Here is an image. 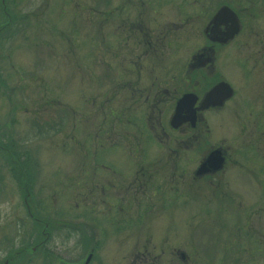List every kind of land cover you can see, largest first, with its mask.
Here are the masks:
<instances>
[{
  "label": "rangeland",
  "instance_id": "1",
  "mask_svg": "<svg viewBox=\"0 0 264 264\" xmlns=\"http://www.w3.org/2000/svg\"><path fill=\"white\" fill-rule=\"evenodd\" d=\"M109 1V5L117 2ZM252 2L257 5L259 0ZM245 3L241 4L247 5ZM254 3H251V7ZM100 4H103V0H0V142L11 141L13 149L25 151L30 182V195L27 196L29 211L26 212L13 185L7 186L11 180L4 174L7 183L5 191L0 190V262L8 255L7 249L3 247L11 245L10 236L19 245L20 236L26 235L27 260L22 264H46L39 250L32 248L38 236L35 213L41 212L35 200L40 197L43 199L44 210L41 213L49 214L59 222L51 230L55 231L50 234L54 239L46 242L48 250L54 248L53 252L63 258L64 264H86L92 239L98 246L88 264H135L133 253L136 251V237L133 234L140 235L138 230L143 235H147L145 231L150 230L152 237L141 236L139 244L142 245L144 241L148 244L150 241L146 245L152 255H161L159 264H185L179 251L187 256L188 264H243L246 261L264 264V182L259 184L264 181V163L256 157L250 161L244 159L252 154L264 156V144L256 140L259 128H263L262 124L259 126L263 118L259 122L257 118L250 122L254 113L259 111V106L250 103L253 106L250 107V113L244 103V99H251L257 91V83L249 82V88L240 74L243 69L249 68V63L245 64L243 61L249 51L242 49L243 46L240 51H235L232 66L226 56L229 47H224L214 66L222 78L236 89L237 95L234 96L236 104L233 114L230 110L231 102L218 111L217 127H211L213 136L211 135L210 142L217 141L225 147L235 162H228L221 172L213 176L207 174L201 179L190 180V172L199 157L196 156L197 151L188 154L184 152V157L177 158L178 167L175 169L176 177L181 170L184 171L183 183L177 189L174 187L175 190L161 187L163 181L167 180V170L152 169L149 181L161 186H157L156 191L154 186L139 189V206L136 207L130 204L131 191L128 190L127 194V188L107 185L101 190L99 184L104 182V176H112L111 173L106 174L107 170L101 167L109 159L114 162L110 163L111 167L123 166L120 175L124 181V178L132 174L125 162L130 161L127 157L126 160L122 158L116 161L118 136L112 134L111 139H103L99 129L101 113L97 105L104 87L98 79L102 69L98 55H101V48L103 54H107L110 69H113L116 67L115 60L111 57L114 47L99 46L95 39L98 35L91 32L88 36L89 32L82 23L86 19L83 14L84 5L99 9ZM151 5L155 7L154 13H150L153 24H161L172 16L170 13L180 12V7L169 9L170 6L163 0H152ZM197 10L201 17L211 12L212 0H204ZM123 13H127L126 9ZM88 17L90 28H93L99 23L101 14L94 13ZM253 18L254 22L262 23L263 16L258 9L249 20L252 21ZM108 19V23L113 26L114 14ZM71 22L74 23L73 34L70 28L68 32L75 44L74 70L68 68V54L65 52L68 37L65 34L66 27ZM115 37L118 38L117 35L108 36L111 44L115 42ZM192 48L193 42L189 41L179 47L169 46L165 61L163 59V62H156V70L178 71L183 58ZM181 54L185 56L182 57ZM84 57L90 58L84 60ZM257 70H260L259 63L250 69L252 74ZM54 99H57L58 104ZM67 105L74 108L73 129L68 124L71 112ZM111 105H115V101ZM246 141L250 145L244 146ZM161 144L163 141H155L144 153L146 159L153 161L154 168H158L163 161L156 158L161 155L159 151L164 149L159 146ZM178 145L183 147L185 144L178 142ZM187 146L190 148L189 144ZM120 148H123L121 142ZM200 154L198 153L199 156ZM2 165L0 161V167ZM2 172L0 169V175ZM115 176L113 174L112 177ZM88 179L95 183L86 184ZM217 183L218 186H214ZM168 197L176 199V204H172L169 211H166L158 205L163 198ZM101 198H107L112 203H118L123 198L122 212H119L122 215V225H125L132 213L144 212H148L152 224L138 222L133 234L132 227L123 225L124 237L120 240L119 236L110 233L114 227L107 223L117 207L104 206ZM147 199L154 202L148 211L142 207ZM247 213L257 228L255 233L246 234L244 224L249 219ZM72 229L75 230L74 233ZM105 230L108 234H104ZM77 233L79 243L75 235ZM245 248L254 251L252 259L248 260ZM139 250L143 252V248ZM49 260L52 264H63L61 261L57 263L52 255Z\"/></svg>",
  "mask_w": 264,
  "mask_h": 264
},
{
  "label": "flooded vegetation",
  "instance_id": "2",
  "mask_svg": "<svg viewBox=\"0 0 264 264\" xmlns=\"http://www.w3.org/2000/svg\"><path fill=\"white\" fill-rule=\"evenodd\" d=\"M151 1L117 0L115 4L109 5L111 4L109 0H103V4L99 5V9H95L90 5H84L83 9V12H85L83 13L84 19L86 17L87 20L85 19L82 25L89 32L88 36L93 32V34L98 35L95 39L99 46L106 47L110 45L114 47L111 57L114 58L116 67L114 66L113 69H110L111 64L106 59L107 54H103L101 48L99 50V54L101 55H98V62L102 68L98 79L101 80L100 84L104 87L100 93V102L97 105L98 111L101 113L99 129L103 139H111L113 137L111 136L112 134H116V137L118 136L119 150H117L116 161L122 158L126 160L127 157L130 161L126 160L125 162L128 163L131 169L130 172H132L130 176L124 178L126 180L124 181L120 175L121 167L123 166L120 167V165H117V167H111L110 163L114 162L109 159L107 163H102L103 165L101 164V167L107 170L105 171L106 174L111 173L112 176L113 174L116 176H111L110 178H105L106 176H104L102 178L104 182H100L99 184L101 190H103V186L107 185L116 188H121V186L127 188V194L129 192L128 190L131 191L129 194L130 204L136 207L139 206V189H147L149 186H154L153 188L156 191L157 186L160 185H155L149 181V174L152 169L156 171L160 168H166L167 180L163 181V185H160L161 187L166 189H174L176 187L177 189V186L183 183L182 176L184 171L182 172L181 170L178 177H176L175 169L178 167L176 164L178 161L177 158L184 157V152L188 154V152L197 151L196 156L199 157L196 166L190 172V180L201 179L207 174L213 176L221 172L227 166L228 162H235L233 156H231V153H228L225 147L219 145L217 141L210 142L211 135L213 136L211 127L213 125L214 129L217 127L218 111L231 102L232 106H230V110L233 114V107L236 104V99H234V96L237 95L236 89L234 90L230 82L228 83L226 79H223L214 67L218 54L224 47H229L226 56L229 57L228 61L231 65L235 61V51H240L241 46H243L242 49L249 51L243 57L244 63H249V68L243 69L240 74L243 76V82L246 85L249 86V82L257 83V91L254 94L252 93L253 97L251 99H244V103L248 106L249 110L250 107H253L250 103L259 106V111L254 113L250 122L255 118L259 122L263 118L262 123H259V126L262 124L263 128H259L256 140H260L264 144V0H259L257 5L252 2L255 0H212L213 10L205 13L202 17L197 7L202 6L204 0H163L166 5L170 6L169 9L171 7H180V12L176 14L169 12L172 18L168 17L167 21L161 24H153L151 22L150 13L153 14L155 10V7L151 5ZM249 1L254 3L252 7ZM244 2L247 5L241 4ZM221 8L226 9L224 14L214 20V14ZM125 9L126 14L123 13ZM257 9L261 16H263L261 24L254 22V18L252 21L249 20L253 17ZM130 12H132V15H129ZM94 13H100L101 17L99 18V23L93 28H90L91 24H89L88 16ZM244 13L248 18L245 19ZM74 14L73 12V17ZM113 14L115 22L112 26V24L108 23V18ZM68 25L69 27H66L67 31L65 32L66 36H68L65 42V52L68 54L66 59L69 63L68 68L72 69L75 62V44L73 37H69L70 33L68 29L70 28V32L73 34L74 28L72 26H74V23L71 22V25ZM186 25L189 26L187 27ZM115 35L118 38L116 39L115 37V42L111 44L108 36ZM242 35L244 36L243 40ZM187 41L193 42V48L183 58V64L178 71H171L169 69L156 70V62L165 61L167 57L165 55L169 53V46L175 45L179 47L186 44ZM250 46L254 48H250ZM251 49L255 50L252 51ZM181 56L183 57L185 55L181 54ZM89 58L84 57V60H88ZM258 63L260 70H257V72L253 71L252 74L250 69ZM87 71L89 72V65H87ZM221 81L227 82L230 85L231 94L218 106L217 104H213L215 99L208 97V93L215 84ZM184 94H189L191 101L190 103L189 100L185 101L180 109V116L173 118L176 102ZM54 100L58 104L57 99ZM113 101H115V105L112 106L111 103ZM67 108L71 112V118L68 119V124L70 125V129H73L74 108L70 105H67ZM191 109L193 112L192 117L190 116ZM250 113H252L251 110ZM258 122H255V124H258ZM172 124L175 126L173 127ZM240 130L242 131V127ZM155 141H163V144L159 146L162 149L164 148L159 151L161 154L160 157H156L163 159L158 168H154L153 161L146 159V156H144V153L147 151L146 148ZM120 142L123 146L122 149L120 148ZM178 142H182L185 145L179 147ZM168 143L171 145H168ZM187 144L190 145V148ZM248 145L250 144L246 141L244 146ZM227 146L230 147V145ZM214 149H218L223 156L221 168L217 170L210 169L199 175L194 174L199 164ZM249 152L251 153L252 151ZM1 153L3 156L0 154V161H2L3 165L0 169L3 172L0 175V190L5 191L4 186L7 183L6 176L8 175V179L11 182L7 186L9 187L10 184L13 185L27 212L29 211L27 208V196L30 195V182H28L25 170L20 168V172H17L16 159L13 157L10 160L8 157L9 154L17 153L20 157L18 164L25 167L27 154L23 150L17 151L13 148L11 151L7 149ZM198 153H201L200 156ZM189 156L194 157V155ZM255 157L262 159L264 163L263 155L252 154V156H245L244 159L250 161ZM28 158H30L29 155ZM176 178L179 180H176ZM263 182L260 181L259 184ZM94 183L93 180L88 179V183L86 184ZM214 186H218V183L214 184ZM212 188L214 189L213 186ZM5 195L9 196V194ZM100 201L107 207L116 205V212L111 216L110 220H107V223L111 227L112 225L114 227V229L110 230V233L115 234L117 237L119 236L120 240L124 237L122 235V228L124 226L132 227L133 234V231H136L138 227V222H149L152 224V219L147 215L148 212H144V214L132 213L128 216L129 219H127L123 226L120 223L122 221L120 220L122 215L119 214V212H122L123 198L119 199L118 203L117 201L116 203H112L107 198H101ZM35 203L40 208V211L43 212V199L38 197ZM174 203L176 204V199L168 197V199L163 198L159 202V205L157 203L155 204L169 211V207ZM153 205L154 202L149 199L142 203V207L146 208L147 211ZM41 212H34L35 219L38 223V230L36 231L38 241L32 248L33 250H39V254L45 260L44 263L46 264H52L49 260L50 255L55 258L57 263L60 261L63 262V258L58 253L53 252L54 248H50L51 251H49V246L46 244V242L49 243L51 239H54L50 234L55 232L51 230L55 229V225L59 224L58 219L51 218L49 214H43ZM247 217L249 219H246L244 224L246 234L247 232L249 234L255 233L257 228L252 224L251 216L248 213ZM77 230L79 231V229ZM74 231L72 229L73 233ZM145 232L147 235H143L140 230H138L140 235L133 234L136 237L134 247L136 251L133 253V262L135 264H159L158 260L161 255H152L149 247H147L150 241H148V244L147 242L144 243L145 241L142 245L139 244L140 238L152 237L150 230ZM78 233L75 235H77V242L79 243ZM85 233L89 234V232ZM104 234H108L107 230L104 231ZM10 238L11 245L3 247L7 249L8 255L0 264H22L24 261L26 262V235L20 236L19 245L14 242L15 238L12 236ZM97 246L98 243L92 239L88 247L89 253L87 255V258L88 256L90 258L89 260L86 258V264L92 260V254L95 253ZM139 248H143V252ZM246 252L248 260L252 259L254 251L249 248V251L246 249ZM179 254L185 264H188L187 256L185 257V254L180 251ZM243 264L262 263L258 261H246Z\"/></svg>",
  "mask_w": 264,
  "mask_h": 264
},
{
  "label": "water",
  "instance_id": "3",
  "mask_svg": "<svg viewBox=\"0 0 264 264\" xmlns=\"http://www.w3.org/2000/svg\"><path fill=\"white\" fill-rule=\"evenodd\" d=\"M225 8L219 9L215 14H214V20L219 17L220 15L224 14ZM231 94V87L227 82L221 81L215 84L211 90L208 93V97H213L214 103L217 104L218 106L222 104V102L227 99ZM189 100L190 103V95L189 94H184L182 95L178 101L176 102L175 105V113L173 118L179 117V115H176V111L178 112L181 106L185 103V101ZM173 121V120H172ZM174 127L175 125L172 124ZM223 164V156L220 153L218 149H214L210 151L207 156L205 157V160L199 164V166L196 168L194 171V174L199 175L203 172H206L207 170H217L220 169ZM90 256H88L87 260H89Z\"/></svg>",
  "mask_w": 264,
  "mask_h": 264
},
{
  "label": "trees",
  "instance_id": "4",
  "mask_svg": "<svg viewBox=\"0 0 264 264\" xmlns=\"http://www.w3.org/2000/svg\"><path fill=\"white\" fill-rule=\"evenodd\" d=\"M2 13H5V12H3L2 11ZM14 146H13V144H12V142L10 141V142H4V143H1L0 142V154L2 155V153L1 152H3V151H6L7 149L9 150V151H11V149L13 148ZM3 156V155H2ZM8 157H9V159L10 160H12V158L14 157L15 159H16V166H17V172L19 173L20 171H19V169L21 168L22 170H25V172H26V177H27V179H28V167L27 166H25V167H22V166H20L19 164H18V161H19V159H20V157L17 155V153L16 154H9L8 155ZM11 165H13V164H11ZM30 171V170H29ZM35 225H37L36 223H35ZM37 230H38V226H37ZM37 241H38V239H35V243H37Z\"/></svg>",
  "mask_w": 264,
  "mask_h": 264
},
{
  "label": "bare ground",
  "instance_id": "5",
  "mask_svg": "<svg viewBox=\"0 0 264 264\" xmlns=\"http://www.w3.org/2000/svg\"><path fill=\"white\" fill-rule=\"evenodd\" d=\"M186 105H187V104H186ZM182 106H183V105H182ZM182 106H181V107H182ZM180 109H181V108H180ZM180 109H179L178 112L176 111V115L178 114V115L180 116V112H181ZM192 113H193V112H192V109H191V112H190V114H191L190 116H191V117H192Z\"/></svg>",
  "mask_w": 264,
  "mask_h": 264
}]
</instances>
